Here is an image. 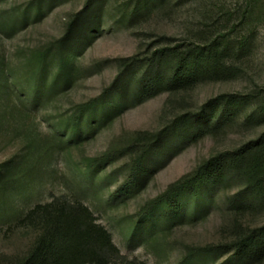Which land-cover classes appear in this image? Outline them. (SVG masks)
I'll list each match as a JSON object with an SVG mask.
<instances>
[{"label":"trees","instance_id":"16d2710c","mask_svg":"<svg viewBox=\"0 0 264 264\" xmlns=\"http://www.w3.org/2000/svg\"><path fill=\"white\" fill-rule=\"evenodd\" d=\"M172 1L137 0L132 6L125 5L124 10L132 23L154 17ZM107 3L86 0L67 22L56 48L36 54L37 88L32 102H38L45 93L52 69V93L76 82V61L103 31ZM255 12L252 2L226 18L210 17V23L178 43L160 45L146 56L119 60V74L101 96L61 117L57 124L61 136H56V141L43 139L39 148L26 143L20 159L0 164V232L9 240L27 241L21 252L3 264L126 263L112 234L80 198L53 194L48 200H36L46 180L48 157L59 149L81 147L135 104L165 93L193 91L207 82L236 78L250 53L252 38L246 27ZM51 58L57 63L56 70ZM5 74L0 68V94L8 82ZM235 126H264V90L220 94L197 110L176 115L162 130L142 134L128 147V173L111 197L119 204L127 203L145 190L173 156ZM117 160L112 152L88 158L85 182L95 187L108 180L105 171ZM227 186H236L227 206L233 213L230 235L219 242L185 245L177 264H264V221H254L264 215V131L235 149L211 156L169 186L139 212L128 230L131 238L156 249L171 229L186 221L208 219L218 192Z\"/></svg>","mask_w":264,"mask_h":264},{"label":"rangeland","instance_id":"374dc122","mask_svg":"<svg viewBox=\"0 0 264 264\" xmlns=\"http://www.w3.org/2000/svg\"><path fill=\"white\" fill-rule=\"evenodd\" d=\"M136 1L108 0L103 31L76 61V82L64 91L52 93L55 90L52 69L45 93L38 102H32L37 88L36 54L56 48L67 22L83 8L86 0H0V68L8 81L0 94V164L20 159L26 143L39 148L44 140L56 141V136H61L57 130L61 117L101 96L119 74V60L146 56L160 45L178 43L210 23V17L226 18L228 13L254 2L256 12L246 27L252 38L251 49L236 78L207 82L193 91L165 93L135 104L81 147L56 150L46 162V180L39 187L36 200H48L57 194L84 201L112 234L125 258L126 263L118 264H177L185 245L219 242L230 235L233 213L227 206L236 186L218 192L208 219L199 223L186 221L171 229L161 237L156 249L131 238L128 230L137 215L202 162L257 137L264 126L229 127L206 137L165 162L145 190L125 204L116 202L111 194L128 173L130 157L125 156L128 147L142 134L162 130L176 115L188 109L197 110L220 94L264 90V0H173L154 17L130 23L124 6H132ZM49 60L56 70L57 63L53 58ZM108 152L114 153L118 160L105 171L108 180L97 184L95 187L101 185L97 188L92 187L93 184L85 182L84 175L89 170L86 160ZM261 216L254 221H264V215ZM26 242L20 238L9 240L0 232V264L15 252H21Z\"/></svg>","mask_w":264,"mask_h":264}]
</instances>
